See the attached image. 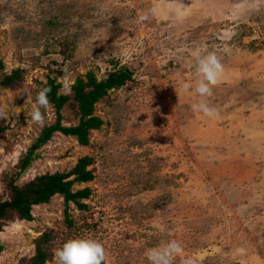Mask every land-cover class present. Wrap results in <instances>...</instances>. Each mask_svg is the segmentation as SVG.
Segmentation results:
<instances>
[{
    "label": "rangeland",
    "instance_id": "obj_1",
    "mask_svg": "<svg viewBox=\"0 0 264 264\" xmlns=\"http://www.w3.org/2000/svg\"><path fill=\"white\" fill-rule=\"evenodd\" d=\"M239 2L0 0V77L23 71L16 88L0 87L1 200L2 173L55 120L52 106L43 126L31 119L38 82L53 78L71 94L88 71L97 80L117 68L132 74L94 104L103 124L88 146L55 132L17 182L90 157L92 180L71 188L90 189L85 208L56 194L30 221L5 222L0 264H28L44 234V264L75 238L101 241L105 264H149L146 250L169 240L184 248L175 264H264V5L238 15ZM208 51L224 67L211 98L218 118L194 112L199 97L183 88L196 79L194 53ZM60 116L63 126L78 122L71 105Z\"/></svg>",
    "mask_w": 264,
    "mask_h": 264
},
{
    "label": "trees",
    "instance_id": "obj_2",
    "mask_svg": "<svg viewBox=\"0 0 264 264\" xmlns=\"http://www.w3.org/2000/svg\"><path fill=\"white\" fill-rule=\"evenodd\" d=\"M4 68L0 60V71ZM23 71L14 69L10 74H2L0 87L6 89L16 88L22 80ZM132 81V74L123 68H117L104 79L97 80L92 71H88L84 78L78 77L71 86V94L58 93L60 84L53 78L38 82L32 96L44 87L51 89L49 100L55 112V120L50 125L42 127L37 136L32 140L26 151L18 158L15 166L4 171L1 175L3 190L7 192V198L0 199V228L13 219L30 221L31 208L36 205L46 204L49 199L58 194L65 204L72 203L76 208H85L80 202L90 194L89 188L73 191L71 188L76 183H87L92 180V172L87 169L91 158L84 156L77 160L75 166L65 172L45 173L35 176L32 180L18 185V180L38 157V150L44 145L55 132L65 136L74 137L79 146L89 145L90 131L98 130L103 121L93 115L94 104L107 95L108 91L118 89L125 83ZM71 105L75 108L78 122L76 125H61L60 110ZM0 127V132L3 131ZM48 235H42L35 243V253L28 264H44L49 259V253L45 249ZM2 245L0 244V252Z\"/></svg>",
    "mask_w": 264,
    "mask_h": 264
},
{
    "label": "clouds",
    "instance_id": "obj_3",
    "mask_svg": "<svg viewBox=\"0 0 264 264\" xmlns=\"http://www.w3.org/2000/svg\"><path fill=\"white\" fill-rule=\"evenodd\" d=\"M264 5V0H240L235 5L236 14L243 15L251 10H258ZM155 11V10H153ZM150 19L148 12L139 16V21L144 22ZM196 79L194 82L185 83V91L194 89L199 97L196 103L192 104L194 112L202 113L207 118H218L219 110L212 106L211 98L214 95V88L223 77L224 67L220 57L214 51H208L206 54L201 52L194 53ZM65 74L68 68L64 69ZM49 87L41 88L35 95L31 119L36 125L43 126L46 122L47 110L51 107L49 100ZM30 96V91L26 89ZM0 118H6L3 108H0ZM184 248L177 240L168 242L145 252L149 264H175L178 257L183 256ZM55 264H105L107 259V250L104 244L94 238H75L66 241L63 246L54 253ZM182 264H190L184 260Z\"/></svg>",
    "mask_w": 264,
    "mask_h": 264
}]
</instances>
